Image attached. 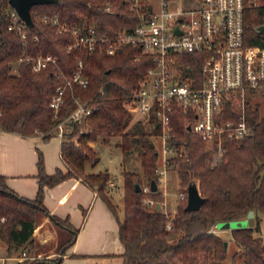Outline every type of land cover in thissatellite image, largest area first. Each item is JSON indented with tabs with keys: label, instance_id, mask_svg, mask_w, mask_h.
<instances>
[{
	"label": "trees",
	"instance_id": "trees-1",
	"mask_svg": "<svg viewBox=\"0 0 264 264\" xmlns=\"http://www.w3.org/2000/svg\"><path fill=\"white\" fill-rule=\"evenodd\" d=\"M11 9L9 0H0V129L25 136L41 134L48 140L56 135L52 129L57 122L66 119L76 107V97L99 108L79 122H68L72 130L66 132L61 143L67 171L58 168L55 173H47L43 153L39 151L40 186L35 198L21 196L8 186L6 176L0 175V240L7 246L8 255L19 249L29 250L34 243L38 214L50 215L43 203L46 185L82 177L117 213L106 193L110 173L86 171L88 163L96 165L100 161L89 145L92 141L109 143L118 136L124 161L137 153L151 188V180L158 179L159 158L153 137L160 133L153 117L135 119L130 111L133 90L152 64L150 56L136 59L141 48L131 45L118 48L113 55L69 51L67 45L72 37L57 33L55 26L43 19L44 14L57 13L62 20L78 24L88 21L99 33L113 34L118 28H132L139 23L131 0H59L34 5L31 11L35 26H26V40L8 27ZM260 13L261 9L255 7L247 11V23L255 30L262 24ZM23 51L52 53L65 74L76 69L79 57L84 61L83 74L89 83L67 87L56 118L50 103L62 81L56 77L54 67L34 71L26 62L19 64L17 73H13V63ZM249 120L253 133L241 142H226L224 155L214 158L217 150L207 148L198 135L187 129L180 111L174 114L170 145L176 154L170 158V164H174L186 193L189 184L197 182L206 197L199 210L185 209L188 193L175 213L159 210L157 205L151 207L144 200L141 185L139 191L136 187L141 174L123 171L124 216L119 219L120 238L125 246L121 255L123 264H227L229 249L222 232L228 229H220L218 223L244 219L250 211L255 212V225L233 228L232 236L240 245L245 264H264V241L256 235L264 219V116L258 107L249 106ZM148 194L156 197L160 191L151 190ZM50 216L71 227L65 220ZM72 230L74 233L63 248L75 240L78 230ZM61 260L62 257L43 258L33 264H59Z\"/></svg>",
	"mask_w": 264,
	"mask_h": 264
},
{
	"label": "built area",
	"instance_id": "built-area-1",
	"mask_svg": "<svg viewBox=\"0 0 264 264\" xmlns=\"http://www.w3.org/2000/svg\"><path fill=\"white\" fill-rule=\"evenodd\" d=\"M253 7L261 9L264 25V0H131L139 23L132 28H118L113 34L99 33L88 21L78 24L62 20L57 13L44 14L43 19L54 25L57 33L72 37L69 51L113 55L118 48L131 45L141 48L136 59L150 56L152 64L133 90L130 111L135 119L153 117L160 128L166 153L165 168L159 170L162 176L170 164L167 153L174 150L170 130L177 111L184 116L187 129L191 126L188 130L198 135L207 148L217 150V157L224 155L226 142H241L253 133L249 106L254 108L264 97V32L250 27L246 20L248 9ZM11 17L9 29L26 40L27 23L14 7ZM23 62L34 71L54 67L56 77L62 81L50 103L55 118L67 87L89 83L81 57L70 74L63 72L52 53L23 51L13 64ZM97 108L76 97V107L57 122L55 134L63 139L65 128H72L68 122H79ZM186 196V191L180 193L181 198ZM146 202L155 203L153 199Z\"/></svg>",
	"mask_w": 264,
	"mask_h": 264
},
{
	"label": "crops",
	"instance_id": "crops-1",
	"mask_svg": "<svg viewBox=\"0 0 264 264\" xmlns=\"http://www.w3.org/2000/svg\"><path fill=\"white\" fill-rule=\"evenodd\" d=\"M61 143L59 135L45 140L41 134L25 136L0 129V175H5L8 186L21 196L35 198L40 186L39 151L43 153L47 173H55L58 168L67 171L61 155ZM98 143L93 142L95 146ZM86 171L98 172L88 166ZM111 191L115 193V190ZM122 198L124 206V194ZM43 203L50 215L65 220L78 230L75 240L63 248L74 231L40 212L30 249H19L8 255L7 246L0 240V264H32L36 259L57 257H62L59 264H123L121 255L125 246L119 233V219L123 217L113 202L117 213L82 177H69L54 185H46ZM57 226H63L71 234L61 233ZM23 251L27 252L26 256Z\"/></svg>",
	"mask_w": 264,
	"mask_h": 264
},
{
	"label": "rangeland",
	"instance_id": "rangeland-1",
	"mask_svg": "<svg viewBox=\"0 0 264 264\" xmlns=\"http://www.w3.org/2000/svg\"><path fill=\"white\" fill-rule=\"evenodd\" d=\"M17 67L16 64L14 65V68L12 70L13 73H17ZM260 101H258V104L255 105L254 108L258 107L260 114L264 116V97L259 98ZM1 114V112H0ZM56 125L53 127L52 131L55 133L56 131ZM67 132H70L72 128H69L68 126L65 128ZM161 134V132L159 133ZM156 135V137H153L156 147L159 151V158L157 163V183L159 185V196L151 197L149 192L150 185H149V179L148 177H145L144 168L142 166V163L137 156V153L132 154L128 160L125 162L123 157L122 148L117 144L119 141V137L115 136L109 143H102L99 141L97 146L93 144L94 141L90 142L89 145H91L94 150L98 153L100 157V161L96 163V165H92L91 163H88L86 167H93L95 170H107L110 173V179L106 186V193L110 196L112 202L115 204L121 218L124 216V206H123V194H124V179H123V171L124 170H131V171H137L141 174L142 178L139 180L141 187L144 191V200L147 199H153L154 204H150L151 207H155L158 204L162 205V210L167 211L169 213H175L177 211L178 205L183 202V199L180 197V193L184 190L181 188L180 180L178 177V174L176 172V169L174 168V164L167 165V170L165 175L160 176L159 170L162 168H165V148L163 144V139ZM75 141H78V138H74ZM176 154V151H171L170 153H167V157L173 156ZM218 154H213L214 158H217ZM112 182V183H111ZM119 183V184H118ZM138 183V182H137ZM148 191H145V188H148ZM162 187V188H160ZM161 189V190H160ZM111 190H115V193H111ZM176 209V210H173ZM175 211V212H172ZM58 230L61 233H67L68 230H65L63 226H57ZM223 237L229 242L228 245V256L226 258L227 264H245L243 260V256L241 252H239L240 245H238L233 236L231 229H228L227 231L222 232ZM256 235H260L263 238L264 241V219L261 221V230L256 232ZM33 264V262H32Z\"/></svg>",
	"mask_w": 264,
	"mask_h": 264
},
{
	"label": "water",
	"instance_id": "water-1",
	"mask_svg": "<svg viewBox=\"0 0 264 264\" xmlns=\"http://www.w3.org/2000/svg\"><path fill=\"white\" fill-rule=\"evenodd\" d=\"M59 0H9V3L12 7H14L19 13L20 17L27 23L29 27L35 26V21L32 15L31 8L37 4H46V3H57ZM178 30V27H177ZM259 32H264V25H260L257 27ZM188 129H191V126H188ZM137 190L141 189L139 183H136ZM151 190L158 191L159 185L156 179L151 180ZM188 200L185 209L187 211H195L199 210L203 203L206 201V197H204L199 189L197 182H192L187 187ZM157 208L162 210V205L158 204ZM255 225V212L250 211L248 216L244 219L238 220H228L221 221L218 223V227L220 229H233L237 227H249ZM229 242L225 241V247L228 248Z\"/></svg>",
	"mask_w": 264,
	"mask_h": 264
}]
</instances>
